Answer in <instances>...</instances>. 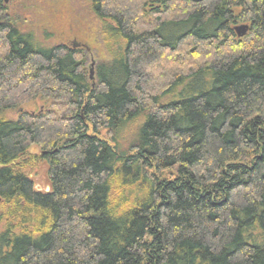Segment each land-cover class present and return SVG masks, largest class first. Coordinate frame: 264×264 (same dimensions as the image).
<instances>
[{
	"label": "trees",
	"instance_id": "1",
	"mask_svg": "<svg viewBox=\"0 0 264 264\" xmlns=\"http://www.w3.org/2000/svg\"><path fill=\"white\" fill-rule=\"evenodd\" d=\"M84 1L92 77L0 0V264H264V0Z\"/></svg>",
	"mask_w": 264,
	"mask_h": 264
},
{
	"label": "rangeland",
	"instance_id": "2",
	"mask_svg": "<svg viewBox=\"0 0 264 264\" xmlns=\"http://www.w3.org/2000/svg\"><path fill=\"white\" fill-rule=\"evenodd\" d=\"M22 1L7 0L5 3L9 7L11 15L15 13L19 15L20 28L26 31L31 30L34 37L41 44L45 46L57 43L77 44L82 49L87 72L93 75L98 63L110 60V55L104 49L100 23L87 8L84 0ZM17 2H21V4ZM15 5H17L16 9ZM46 33L50 34V36L46 37ZM162 68V66L157 64L154 71L148 73L157 75ZM22 109L28 111L34 110L35 105L29 102L22 105ZM16 112L13 109L7 110L4 116L14 119L17 117ZM64 115L65 113L62 114V116ZM138 122L126 128L123 134L124 140H119L120 143L126 145L128 138L131 137V131ZM28 152L30 154H40L41 150L37 146H31ZM25 170V174L32 180L35 189L40 191H47L46 189H49L47 164L44 161L39 160L34 165L28 166Z\"/></svg>",
	"mask_w": 264,
	"mask_h": 264
},
{
	"label": "water",
	"instance_id": "3",
	"mask_svg": "<svg viewBox=\"0 0 264 264\" xmlns=\"http://www.w3.org/2000/svg\"><path fill=\"white\" fill-rule=\"evenodd\" d=\"M4 2H7V0H4ZM234 30L238 35H243L247 31V26L246 25H237V26H234ZM90 77H92L91 73H90Z\"/></svg>",
	"mask_w": 264,
	"mask_h": 264
},
{
	"label": "flooded vegetation",
	"instance_id": "4",
	"mask_svg": "<svg viewBox=\"0 0 264 264\" xmlns=\"http://www.w3.org/2000/svg\"><path fill=\"white\" fill-rule=\"evenodd\" d=\"M40 154H42V152H40ZM26 171V170H25Z\"/></svg>",
	"mask_w": 264,
	"mask_h": 264
}]
</instances>
